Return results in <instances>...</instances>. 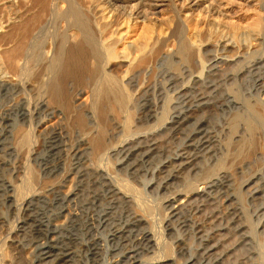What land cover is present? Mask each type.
Here are the masks:
<instances>
[{"label": "bare ground", "instance_id": "1", "mask_svg": "<svg viewBox=\"0 0 264 264\" xmlns=\"http://www.w3.org/2000/svg\"><path fill=\"white\" fill-rule=\"evenodd\" d=\"M168 2L183 17L177 19L176 31L183 48L189 49L183 36L184 24L194 19L202 25L232 24L263 37L253 38L259 41V48H248L251 58H244L246 55L239 51L233 58L216 54L208 58L204 66L207 70L202 67L194 76L197 80L190 85L182 82L177 108L167 124L170 134L165 140L169 147L162 150L153 130L168 119L169 97L164 98L165 102L163 99L160 110L151 96H140L143 104L135 125L129 113L122 114L123 121L117 115L112 119L105 114L100 118L94 115L93 124L88 125L82 109H75L68 133L49 125L58 118L56 111L48 108L50 103L66 107L79 96V88H89L90 84L93 90L104 85L106 94L110 88L117 89L112 66L125 63L132 69L137 59L117 58L114 47L108 45L104 48L106 58L94 59L97 70L85 76L73 69L81 64L80 58H62V47L56 56L50 45L45 53L40 52L48 60L46 73L33 72L40 34L55 19L64 18L74 3L95 19L102 6L114 17V24L121 19L129 23L141 18L143 22L158 14L157 5L152 6L150 0H0V8L8 4L18 9L0 21V32L11 44L10 48H0V261L4 249L9 248L12 256L24 259L23 264H222L231 244L223 242L221 232L229 229L236 231L234 240L243 242L246 255H237L228 264H264V237L257 232L264 227V173H259L262 165L239 181L226 174L239 169L241 162L258 149L264 157V3H256L262 11L257 7L252 16L238 21L224 14L221 6L225 2L223 6L247 9L251 7L247 0H208L207 5L200 0ZM67 33L65 44L72 42L75 50L88 44L90 35L82 30L74 37ZM225 43L226 39L220 42L229 46ZM21 53H25L23 62L18 59ZM229 62L231 69L223 77L220 67ZM202 73L204 81L200 80ZM243 73L246 76L242 77L249 78V91L239 81ZM224 85L221 91L226 95L222 98L218 91ZM216 118L219 124L213 120ZM45 126V136L40 138L37 133ZM73 127L79 129L82 141L76 142ZM143 129L147 131L140 133ZM97 138L116 153L115 157L112 154L114 160L111 154L106 155L108 149L102 154L93 149ZM127 141L131 146L127 147ZM105 162L110 167L104 166ZM122 169L131 176L152 178L144 184L146 194L141 193L143 188L140 192L129 183L131 176L129 181L119 178L117 171ZM186 173L189 177L182 180L181 186L173 187L175 180ZM251 179L253 185L242 193V186ZM150 193H162L164 219L160 232L153 226L144 229L149 220L148 214L147 219L142 216L146 211L142 205ZM27 194L37 199L24 203ZM250 200L259 201L255 211L249 208ZM1 207L7 208L9 217L3 215ZM207 207L212 211L208 212ZM220 218L225 226L217 224ZM173 230L177 234L171 244ZM181 232L193 243L186 241ZM197 235L205 236L199 240ZM248 244L253 245L252 250ZM173 251L183 256L182 261L175 260Z\"/></svg>", "mask_w": 264, "mask_h": 264}, {"label": "rangeland", "instance_id": "2", "mask_svg": "<svg viewBox=\"0 0 264 264\" xmlns=\"http://www.w3.org/2000/svg\"><path fill=\"white\" fill-rule=\"evenodd\" d=\"M150 1H151L152 6L153 5L158 6V8L155 10V12L157 11L156 13H158L159 15L158 14L157 15H151V16H149V18L147 20H145L143 22H142L143 19H141V18L134 20L133 22H131V20H129V23L126 21L127 19L126 20L121 19L120 21L118 20V22H116L115 24L113 23L114 17H111L110 15L106 14L107 10H105L102 6L98 7L99 10H98L97 15H99V16L97 17V19H95L96 16L93 17L91 12L81 10L80 7H78V5L76 3H74L73 4L74 6L71 8V10L68 12V14H66L64 16V18H58V21L55 19L50 25H48V27L42 32V34H40L41 38L39 39V41L40 40L41 41L39 42L40 44L38 43L39 45L37 44V49H36V51H37L36 54H38V57L36 56L37 57V63H35V64L37 66H35L33 68V72L35 73V75H37V74L43 75L46 73L45 69H46V65L48 63V60L45 59L46 55L44 57L40 54V52L45 53L50 45L53 46V48H54L53 51L55 50L54 51L55 55L58 53L59 48L62 47V49H63V50H61L62 51L61 56L63 55L62 58H64V57L65 58H80V61L82 60L81 64H78L79 66L77 65L73 69H74L76 74H79V75H82V74L85 75L86 74L85 76L92 74L97 70V65L93 64L94 59L106 58L104 56L105 55L104 48H106V46H108V45H110L112 48L114 47V51H115L117 58H124V59H133L134 58V60L137 59V60H135L136 64L134 67H132V69L128 68L125 63H118L117 66L116 65L112 66L113 67V70H112L113 76L112 77H114L113 79L116 80L117 83L119 84V86L116 87L118 90L115 88H110V90H108V92L106 94V91H104V85H102L103 83L99 84V86H101V85L103 86V87L102 86L98 87L99 91H98L97 87L95 88V90H93V86H92V84H90L89 88H85V87L79 88L78 89L79 90V93H78L79 96L77 98H75L74 101H72V103H69L66 107L61 106L59 103H50V106H48V108L56 111V115H58V118L53 120L49 124L50 126H56L57 125L58 128L61 127L63 129L64 133L65 132L68 133L70 128L73 126L72 124L74 121V117L76 115L75 109L85 110L84 116L87 119L86 122L88 125L93 124V122H94L93 116L94 115L97 118H100V117H102L103 114H105L109 119H112L113 115L114 116L117 115L120 117L119 119L121 121H123L122 120L123 119L122 114L127 115L128 113L131 115L130 116L131 118L133 117L132 120H133V123L135 125L138 122V117H139L138 114H139L140 110L142 109V104H143L142 99L144 97H146V95L151 96L152 100L156 103V105L158 104L157 107H159V108H160V104L161 105L163 104V99L164 98L166 99L169 97L168 98L169 103L167 106L168 107V109H167V111H168L167 118L168 119H166L163 122V124L160 125L159 127L155 126L154 127L155 129L153 130V133H155V136H157L156 139L159 140L158 144H160V146H161V143H162L161 149L163 150L166 147H169L168 146L169 144L167 145L168 140L167 141L165 140L168 137V135L170 134V130H168L169 125H167V124L171 121V117H173L172 114L174 113L175 108H177L176 106L178 105V101H179V91H180L179 87H180V85L183 84L184 82H186V83L188 82L190 85L193 83L194 80H197L194 78V76L198 75L197 73L200 72L202 67H203V69H205L204 71L207 70V68L204 66L207 65L206 63H208V58H215L216 54H218V56L220 57L222 48H225V47H224V45L220 44L221 46H218V50H215V49H217V46L214 45L215 41L217 39H219L220 35H221L220 29L216 30V25H214L216 23L210 22L206 25H202V24H199L194 19V20L188 21L187 26H186V23L184 24L185 27H183V29H184V31H183L184 35L183 36L188 41L187 46L189 49H186L185 47L183 48L179 39H176L177 38L176 31L178 30L177 19L179 18L178 19L179 21L181 18L183 19V17H179V15L181 16V14L177 13V11H176L177 9L174 11L168 6V4H169L168 0H150ZM247 1H248V3H251L249 5L251 7L248 6L249 8H247V9H249L248 12H246V10H247L246 7L237 8L234 5L223 6L225 4V2H223L224 4H222L221 10L224 12V14L228 15V17L230 19L238 20V21L241 18H243V16L247 17L248 15L253 14L252 10L253 9L258 10L257 7H259V10L262 11V9H260V6H256V3L263 5L264 2L262 0H259V1L258 0H247ZM200 2L201 3L203 2L204 5L208 4V0H200ZM60 6H61V4H60ZM62 6H64L63 3H62ZM36 8H38V6H36ZM0 9H1L0 21H5L10 13L16 12L18 10L15 7L9 8L8 4L3 5ZM76 9H77V11H76ZM126 12H128V11H126ZM177 14H178V16H177ZM84 23H87V24H84ZM223 25H227V28L225 30H226V33H228L229 37H231L232 43L229 47H226L224 49L225 52L223 51L222 56H224V58L225 57L231 58V56H232V58H233L234 53L236 51H239V53L243 54L244 56L246 55L244 58H251V55H249L247 52L252 47L253 48L254 47L259 48V45H258L259 41L254 40L256 38L255 36H257V37L259 36L260 38H262L263 35L262 34L258 35L257 32H250L246 28L245 29L244 28H241V29L235 28L234 27L235 25H232V24H223ZM81 30L83 32L87 33L88 37L90 35L88 44H84L78 50H75L74 47H72L74 45L72 42L70 43V45L65 44L64 39H66V36H65L66 31L68 32L67 34H69V37H71V36L74 37L76 35H81ZM173 33H174V35H173ZM5 35H6L5 33L0 34V48H2V47L3 48H10L11 47V44L8 42V40H6ZM112 39H113V41H111ZM114 39H115L116 43L113 44V46H112ZM8 43L10 45H8ZM262 43H263V41H262ZM248 48H250V49L248 50ZM185 50H186V52H185ZM69 52L72 54H69ZM63 53H65V54H63ZM141 53H142V56H141ZM143 55L145 57H143ZM61 56L57 57V58H61ZM18 57H19L18 59L20 60V62H23L26 59L25 53H23V54L21 53ZM54 58H56V57H54ZM139 60H142L143 62L139 63ZM137 61H138V63H137ZM200 64H204V65H200ZM83 65H84V67H83ZM62 66L64 67V64ZM220 69L222 70V72L220 71V74L223 77L224 76L226 77L227 72L231 69V62H229L228 65L227 64L222 65L220 67ZM243 75L246 76V74H244V73L242 75L239 74V81L241 82L242 86H244L243 87L244 90L249 91L250 90L249 88L251 85L250 81L248 80L249 78L246 77V79H245V77H242ZM199 76H201V75L199 74ZM201 77L202 78L201 79L199 78V79L204 81L203 73H202ZM240 77L242 78V80L240 79ZM127 78H129V80H127ZM86 79H87V77H86ZM225 87H226L225 85L222 86L219 91H221L222 88L225 89ZM123 88H125L127 90V92ZM177 88H178V90H177L178 92H176ZM219 91H218V93L221 96L223 95L222 98L225 97L226 93L224 92V90L221 92H219ZM144 92H145V94H143ZM117 93L119 96L117 95ZM126 93H127V95H126ZM106 96H107V98H106ZM140 96L142 99L140 98ZM115 97L117 98V100L118 99L119 100L116 101ZM22 98L26 99L24 97H22ZM22 98H20V99H22ZM170 98H171V100H170ZM165 99H164V102H165ZM23 101H25V100H23ZM160 110H161V108H160ZM121 111L124 113H121ZM118 113L119 114L121 113V115H119ZM197 114H199V111L194 113V115H197ZM208 120H206V121L209 122ZM213 120L215 121L216 124L220 123V120L219 119L217 120V118L213 119ZM113 123H115V122H113ZM48 126L40 128V131L37 133L40 138H43L45 136V135H43L45 133V131L42 132V129L44 130V128H46ZM133 128L135 129V127H133ZM107 129H109V126H107L106 130ZM192 130H193V127H192ZM141 131H139V132L143 133V132H146L147 130L143 129ZM72 135L75 136L74 138H76V142L78 140L82 141L81 134H80L79 129L77 127L72 128ZM97 140H99V139L97 138ZM97 140H94V142H93V147H95L93 149L95 151H97L99 154H102L105 151V149L107 150L108 148L106 145L102 144L101 140H99V141H97ZM127 142L124 143L125 145L123 144L124 145L123 148L126 147V143H127V147L131 146V143L129 141H127ZM175 143L178 144L179 141H177ZM99 145H100L99 148L102 147V149L98 148ZM18 151H20V153L25 152L22 149H18ZM118 151H119V149L117 150V152ZM114 153L115 152H110L109 149L106 151V155L110 156V154H111V159H113V160L115 159L114 157L116 156V153H115V155H114ZM112 154L114 157L112 156ZM107 164H109V165H107ZM107 164L105 162L103 165L104 166L106 165V167H110V163H107ZM260 165H262L261 166L262 169L260 170L259 173H264V157L262 155V151H260L258 149L256 151H254L253 153H251L250 156L248 157V159H245L241 162V164L239 165V169L237 168L236 170L235 169L231 170L226 174L229 177L235 178L237 181H239L245 175H247V173L251 172V170L252 171L255 170L254 167L256 168V166H260ZM117 173L120 175L119 178H123V179L129 181V177L131 175L128 174L125 170L124 171H123V169L119 170V171H117ZM259 173L256 175L257 177H260ZM126 175H127V178H126ZM132 176L130 177L131 181L129 183L135 185L137 190H139L140 192L143 190L141 193L144 194L145 191L147 192L148 191L147 186L144 184H145V182L151 180L152 178L149 175H148V177H146L147 175H145V177H144V175H139L137 177L135 175H132ZM188 177L189 176L187 173L185 174V176L182 175V178L175 180L173 187L181 186L182 180H184L185 178H188ZM253 180L254 179H251L248 182V184H245L242 186V188H241L242 193H244V191L248 187L253 185ZM179 183H180V185H179ZM138 187H139V189H138ZM140 188H143V189L141 190ZM34 194H35L34 196H36V193H34ZM150 195L151 196L150 197L148 196V198H147L148 200L147 199H145L146 201L144 200L146 205L144 202L142 205L143 210L144 209L146 210V211L144 210L145 215L142 214V216H144L146 218V215L148 214V217H147L148 219L147 218L146 219L149 220L147 222V224H145L146 228H144V229H149L148 227L151 228L153 226L152 228L155 227L154 230L156 232H160L162 229V226H163L162 224H163V219H164V217H163L164 212H162V210H164V209H163V204L161 203L162 202V196H160V195H162V193L157 194V196H156V194H153V193H150ZM31 196L33 197V199ZM34 196H33V194H27L24 197L25 198L24 203L36 200L37 197H34ZM258 203H259V201L258 202L251 201L249 203L250 210L255 211L256 209H258V207H259ZM144 206H145V208H144ZM150 206L152 207L151 210H150ZM2 207H1V211H2L3 215L5 217H9V213L7 211V208H5V207L2 208ZM153 209H154V211H153ZM131 210L134 211L135 209H131ZM207 211L211 212L212 207L211 208L207 207ZM153 214H154V216H153ZM118 215H120V217L123 216V212H122V214L119 212ZM221 219L222 218L217 219L216 221H217L218 225L223 226L226 222L221 220ZM149 222L151 224H149ZM159 225L161 226V228ZM156 229L157 230L159 229V231H157ZM263 229H264V227L262 226L261 228H258V231H257L261 237H264V230ZM174 232L173 233L171 232V238L169 239L171 244L173 243V241H171V239H174L173 238L174 235L177 234L176 231H174ZM235 232L236 231H234V230L230 231L229 229L228 230L225 229L224 231L221 232L222 233L221 239L223 240V242H225V244H226V241H227V244H231L230 245L231 250L228 252V256L222 262V264H228L229 263L228 261L234 260V258L236 259L237 255L239 257L246 255L245 251H242L243 250L242 245H244L243 242L236 241L237 239L234 240L236 238V235H237V233H235ZM181 235H183V238L186 239V241L188 240V242H189V239H190L189 235L184 234L182 232H181ZM197 236L200 237L199 238V240H200V239H203L205 235H203V236L197 235ZM195 241L196 240H194V242ZM197 241H198V239H197ZM189 243H193L191 239H190ZM211 244H215V242H212ZM248 246L250 249L251 248L253 249L252 244H248ZM5 249H4V258L1 259V261H0L1 264H4V263L5 264H7V263H9V264H17V263L23 264L24 259L22 257L17 258L15 256H12L13 255L12 250L9 248L8 249L5 248ZM7 251H10V253ZM191 251H192V249L188 250V253H191ZM170 252L171 251L169 250V252H167L166 254H168V253L170 254ZM242 253H244V254H242ZM173 257H175V260L178 262H179V259H180V261H182V259H183V256L181 254L175 253L174 251H173Z\"/></svg>", "mask_w": 264, "mask_h": 264}, {"label": "built area", "instance_id": "3", "mask_svg": "<svg viewBox=\"0 0 264 264\" xmlns=\"http://www.w3.org/2000/svg\"><path fill=\"white\" fill-rule=\"evenodd\" d=\"M214 25H216V30L220 29V32H221L220 38L215 41L214 45L218 47L220 42H221V40L222 39H226V43L225 44L230 46L231 43H232V39H231V37H229L228 33H226L225 29L227 28V25H223V24H220V23H216ZM229 46H226V47H229ZM225 48H222L221 55H223V51H224Z\"/></svg>", "mask_w": 264, "mask_h": 264}]
</instances>
